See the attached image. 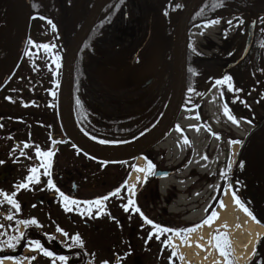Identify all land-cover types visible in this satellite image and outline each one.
I'll list each match as a JSON object with an SVG mask.
<instances>
[{"label": "flooded vegetation", "instance_id": "flooded-vegetation-1", "mask_svg": "<svg viewBox=\"0 0 264 264\" xmlns=\"http://www.w3.org/2000/svg\"><path fill=\"white\" fill-rule=\"evenodd\" d=\"M177 1H169L168 8H178ZM95 3L96 0L92 2L80 27ZM185 6L183 0L182 11ZM5 8L7 11L11 8L12 11L4 14ZM30 8V0H0V193L4 194L0 195V236H14L11 239L12 248H8L7 242L3 243V248L6 251L18 249L21 247L20 240L29 236L31 241L23 246L24 252L51 253L53 242L64 254L51 253V257H64L63 264L72 258V254H76L80 264H88L90 256L93 264H161L163 253H169L166 264H170L173 247L164 248L163 242L170 241L171 245L168 237L175 235L172 232L160 233L159 239L156 235L149 239V234L155 233L156 229L144 222L141 213L153 224L179 231L181 236L187 234L185 230L200 225L210 216L219 197L218 188L215 184L210 188V181L218 182L221 187L220 180L213 179L214 175H207L193 182L195 186L191 184L186 189L179 186L194 180V170L189 174L186 171L192 163L195 145L181 126L180 118L184 113L191 114L195 124L188 131L205 130L204 142L209 160L225 154L227 143L240 145L254 127L251 122L264 119L261 114L264 109V45L255 48L248 62L244 63L247 57L241 61L246 49L248 26L254 21L255 33L259 29L264 36V20L258 22L250 18L242 46L236 43L239 40V22L214 20L200 25L193 23L187 27L186 61L189 71L180 117L171 136L142 156L145 172L133 195L129 189L131 164L135 165V162L99 163L80 152L67 137L60 111L61 77L58 80L57 74L48 69V65H55L56 60L61 66L62 75L60 43L64 37L50 18L32 19V15L28 16V13L31 14ZM37 8L45 6L39 4ZM17 14L23 30L18 36H3L4 19L7 23L8 18L14 20ZM80 17L81 14H78L75 19ZM124 26L127 27L126 23ZM213 26L219 27V30L212 33ZM151 29L148 31L149 36ZM201 34L205 35L206 41L198 43L196 38ZM43 45L48 46L47 51L39 47ZM3 50L6 51L5 58ZM235 52L238 55L234 56ZM174 68L176 72L177 54ZM170 75L160 59L155 58L142 82V89L150 88L156 92V98L151 95V99L157 111L160 109L157 100L165 91ZM226 78L228 83H217ZM148 81L151 83L144 87ZM225 106L236 123L224 115ZM151 107L150 104L142 106L137 112L138 122L152 114L148 110ZM242 122L251 125L243 138L236 134L241 130ZM177 128L185 134L192 148L183 152L178 162L173 163L168 161L164 152L166 150L161 146L177 132ZM37 151L51 152L53 155L38 158ZM42 161L49 165L50 174L47 176L44 175L45 168L41 167ZM148 162L153 165L151 173L147 170ZM225 166L218 161L216 169L219 172ZM32 168L39 169L35 174L38 183L27 180L33 175L30 171ZM171 178H175L178 184L170 189L165 188V181ZM49 180L56 190L49 188ZM24 184L28 187H19ZM125 184L128 187H124ZM117 190L119 196L103 199ZM61 193L80 203L71 205L72 210L66 211ZM5 195L14 198L19 205L18 211L5 200ZM211 197H214L212 205ZM98 199L102 201L101 206L90 205V202ZM182 199L185 204L179 203ZM129 200H134V207L125 211L124 206ZM171 205L178 206L180 212L169 214L168 207ZM189 207L192 209L189 210ZM136 208L139 212L135 211ZM196 211L201 218L188 220V216ZM8 216L12 219H7ZM32 220L37 223H21ZM77 236L82 246L74 242ZM36 243L40 244V249H35ZM46 244L49 249L45 248ZM174 260L178 264L177 258Z\"/></svg>", "mask_w": 264, "mask_h": 264}, {"label": "trees", "instance_id": "trees-1", "mask_svg": "<svg viewBox=\"0 0 264 264\" xmlns=\"http://www.w3.org/2000/svg\"><path fill=\"white\" fill-rule=\"evenodd\" d=\"M32 19L50 18L58 32L63 34L60 64L84 22L94 0H30ZM171 0H113L104 7L74 65V115L80 129L91 139L106 145H127L149 134L164 116L171 101L175 84V32L182 14V8H168ZM89 2V4H87ZM41 4L45 8H37ZM88 7V8H86ZM125 10L128 11L125 27ZM5 8L3 13L10 12ZM81 14L76 20V15ZM250 18L264 20V0H204L193 14L188 27L193 23L204 24L214 20L239 22V40L242 46L246 38V24ZM4 19L3 36H18L23 30L19 15ZM151 30V35L148 31ZM65 33V34H64ZM149 38L147 43L145 40ZM264 36L256 32L253 46L245 62L262 48ZM259 53V52H258ZM257 53V54H258ZM6 57V51H2ZM255 54V55H257ZM234 56L238 53H234ZM170 72V80L160 99L159 111L154 108L150 88L142 89L146 75L154 59ZM189 69L187 68V73ZM188 78V77H187ZM152 114L138 122L137 112L145 106ZM260 123V119L251 122ZM215 178L222 182L221 194L227 185L241 205L264 227V126L249 139L234 171L228 168ZM29 236L20 240L21 247L5 251L0 244V260L23 257ZM50 252L64 253L53 242ZM46 249L49 246L45 245ZM76 254L65 264H76ZM84 264V263H83ZM249 264H264V237L256 247L254 258Z\"/></svg>", "mask_w": 264, "mask_h": 264}, {"label": "bare ground", "instance_id": "bare-ground-1", "mask_svg": "<svg viewBox=\"0 0 264 264\" xmlns=\"http://www.w3.org/2000/svg\"><path fill=\"white\" fill-rule=\"evenodd\" d=\"M108 1L109 0H104L102 6ZM73 82L74 67L69 70L66 123L72 136L91 152L105 158H123L142 148L155 134L154 131L137 144L125 147L103 146L90 140L79 129L75 120L73 110ZM177 104L178 92L176 91L168 113L165 116L163 127H167L174 119ZM135 168L144 169V171L137 172L133 170L132 172L130 187L133 188L134 186V192H136L139 187L145 172L144 160H138L134 165V169ZM222 203L224 207L221 208L219 206L215 211L219 218L211 224V227L205 225L204 227L198 228L197 231L189 233L183 243L178 238L171 240V246L175 251L177 250L182 257V264H217V262H219V264H225V259L217 254L212 241V236L217 230H219V232H225L228 235L232 257L236 264H248L253 258L256 246L264 236V228L252 215H246L245 212L236 205L231 188L228 187ZM225 225L226 227H224ZM197 245L200 247H197ZM1 264H16V262L13 259L5 258L2 260Z\"/></svg>", "mask_w": 264, "mask_h": 264}, {"label": "water", "instance_id": "water-1", "mask_svg": "<svg viewBox=\"0 0 264 264\" xmlns=\"http://www.w3.org/2000/svg\"><path fill=\"white\" fill-rule=\"evenodd\" d=\"M104 0H96V3L94 5V8L92 9L90 15L88 16L87 20L85 21L84 25L82 26L81 30L79 31L78 35L74 39L73 43L71 44V47L66 55V58L63 63L62 67V76H61V84H60V111H61V118L62 123L66 132L67 137L69 140L74 144V146L82 152L84 155L88 156L89 158L93 159L94 161H97L99 163L103 164H125V163H132L136 162L139 159L142 158V156L147 152L150 151L156 147H158L160 144H162L164 141H166L172 134L174 126L177 123L178 118L180 117L182 104L185 97V91H186V39H185V32H186V26L187 22L189 21L190 17L194 14V12L197 10L199 5L204 0H184V4L186 5V8L180 18V22L176 31V43H177V69H176V85H175V92H178V104L176 107V113L174 116V119L171 121L170 124H168L167 127H163L164 119L161 121L159 126L154 130L155 134L152 136V138L139 150L136 152L125 156L123 158H105L103 156H99L87 148H85L82 144H80L71 134L70 130L68 129L67 123H66V103H67V96H68V80H69V70L74 67V64L78 58V55L87 40L91 29L93 25L95 24L96 20L98 19L102 9L105 5L110 3L112 0H109L106 4L102 6V2ZM28 16H30V13H28ZM128 13L126 10L125 18L127 20ZM255 30H256V23L252 22L248 27V37L246 42V50L244 52V55L241 58V61H243L253 44L254 37H255ZM28 32V26L26 27V34ZM151 81H148L145 83L144 87L149 85ZM175 94V93H174ZM165 117V116H164ZM264 126V120L261 121L257 126H255L249 134L245 137L243 140L242 145L239 148L237 157L234 161L233 170L235 168L236 163L238 162L243 149L247 145L249 139L251 136L259 131ZM153 131V132H154ZM139 142V141H138ZM138 142L134 143L137 144ZM133 145V144H131ZM126 145V146H131ZM125 147V146H124ZM232 188V187H230ZM225 194V193H224Z\"/></svg>", "mask_w": 264, "mask_h": 264}, {"label": "rangeland", "instance_id": "rangeland-1", "mask_svg": "<svg viewBox=\"0 0 264 264\" xmlns=\"http://www.w3.org/2000/svg\"><path fill=\"white\" fill-rule=\"evenodd\" d=\"M177 2H178V8H182V1L178 0ZM211 29H212L211 32L213 33L215 31H218L219 27L213 26ZM225 36L227 37L228 34L226 33ZM196 41L198 43L206 41L205 35L201 34L200 36H197ZM54 63H55V65L49 64L48 69L50 71H52L54 74H57V76H58L57 78H58V80H60L61 66L58 63H56V60L54 61ZM261 114H262V116H264V109H263ZM228 123L231 125L233 124L229 121H228ZM180 124L188 132V134L194 140V143H195L194 148H193L192 163L190 164V167L186 171V173L189 174V173H191L192 170H194V173H193L194 180L188 181L184 185H179L181 188L186 189V188H188L189 185L193 184V182H196L198 179H200L204 176H207V175L212 176V175L216 174L218 172V170L216 169V165L218 164V161H220L221 165L228 163L229 168L232 167V163H233V161L237 155V152L239 150V146H240L239 143H227V150H226L225 154L218 156V157H215L212 160H209V155L207 152L206 143L204 142V138L206 135L205 130L202 129V130H199L196 132L188 131L191 128V126H193L195 124L194 118L192 117L191 114H188V113H184L181 115ZM250 128H251L250 123L242 122L241 130H238L236 132L237 136L243 138ZM185 140H186L185 134H183L181 131H177L173 134V136L164 145L161 146V148L163 150H166L164 152L166 153V158L169 159L168 161H171L173 163L178 162V160L182 156V153L187 152L188 149L192 148L189 143H184ZM131 166H132V172H133L134 165L131 164ZM212 181H214V180H212ZM176 184H178L176 179L171 178V179L165 181L164 187L165 188L168 187L170 189V188H172V186H174ZM195 184L196 183H194L193 185L195 186ZM213 185L216 188L220 187V184L218 182H211L210 181V188H212ZM213 200H214V197H211V202H210L211 205L213 204ZM179 203L185 204V200L182 199L179 201ZM191 209L192 208L189 207V210H191ZM184 211H186V209ZM178 212H180V209L178 208V206L175 207L174 205H171L168 207V213L169 214H175ZM212 212H215V210ZM200 216L201 215L199 214V212L196 211V212L190 214L187 219L188 220H197L198 218H201ZM219 233L226 234L225 232H219ZM219 233L215 232L213 234L212 238L214 236L218 235ZM226 237H227V240L229 241L227 234H226ZM12 238H14L13 235L10 237H4L1 235L0 236V243L3 244V242H7L9 245H12L11 244ZM174 238H178L180 241H183V240H185V235L184 236H173L171 238L168 237V239H171V240ZM212 241H213V239H212ZM84 242L85 241L83 240V243ZM164 243H165V241L163 242V245H164ZM213 244H215V241H213ZM9 245H8V248H12V246L10 247ZM164 248H165V246H164ZM168 248L172 249L170 243H169ZM173 249H172V258L169 260L170 264H176V261L174 260V258H177L178 264H182V257L180 256V254L177 250L175 251V255H173V253H174ZM225 250L228 253L227 258H225V264H236L234 262L233 257H232L231 246H225ZM43 253L44 252H39L37 254L32 253V252H26V253H24L23 257L18 258L17 260L14 259V261L16 262V264H63L61 260L56 259V258L53 259L52 257L44 255ZM217 253H219V252L217 251ZM162 255H163V257L161 260V264H166V261L168 259L167 256L169 255V253H163ZM89 256H90V254H89ZM90 260H93V259H91V256H90ZM90 260H89L88 264H93L90 262ZM0 264H1V261H0Z\"/></svg>", "mask_w": 264, "mask_h": 264}, {"label": "snow or ice", "instance_id": "snow-or-ice-1", "mask_svg": "<svg viewBox=\"0 0 264 264\" xmlns=\"http://www.w3.org/2000/svg\"><path fill=\"white\" fill-rule=\"evenodd\" d=\"M216 23H219V21H217ZM33 46L36 47L35 45H33ZM39 47H43L46 51L48 50V46H47V45H43V46H39ZM217 83H218V84H225V83H228V78H226V79L223 80V81H218ZM231 90H232L231 87H229V91H231ZM224 115L228 116L229 119H231L233 123H236L235 119H234L233 117H231V115L229 114V112H228L226 106H225V109H224ZM195 118L198 119V117H195ZM197 130H198V129H197ZM177 131H180V129L177 128ZM184 143H188V141L185 140ZM25 147H27V145H25ZM52 155H53V153H51V152H43V153H42V152L37 151V156H38V158H39V157H51ZM41 167H44V168H45L44 175L47 176V175L50 174L49 171H48V167H49V165L47 164L46 161H42V163H41ZM134 170L137 171V172L144 171V169H140V168H135ZM147 170H148L149 173H151L152 170H153V165H152L150 162H148V164H147ZM30 171L33 173V175L29 176V177L27 178V180H28L30 183H38V182H39V179H38V177H37L35 174L39 171V169H38V168H32V169H30ZM138 182H139V181H138ZM48 183H49V188H51V189H53V190H56V189H55V186L51 183L50 180H49ZM19 187L27 188L28 185H27V184H24V185H20ZM124 187H128V185L125 184ZM129 190L132 191L133 195L135 194V192H134V186H133V188H131V189H129ZM229 190H230V189H229ZM57 191H58V190H57ZM0 195H4V194H3V193H0ZM111 196H119V190H117V191L111 193L109 197H104L103 199H104V200L110 199ZM60 198L64 201V203H65V205H66V207H65V210H66V211H71V210H72L71 207H70L71 205H74V204H77V205H78V204L80 203V202H77V201H74V200H70L68 197L64 196L62 193L60 194ZM233 199H234V202L236 203V205H237L238 207H240L241 210L244 211L246 215H249V216L251 215V214L248 212V210H247L246 208H244V207L241 205L240 201H239L238 199L235 198V193H233ZM5 200H6L9 204H11L14 208H16L17 211L19 210V205L15 203L13 197H10V196L5 195ZM134 204H135L134 200H129L127 206H124V210H125V211H128L130 207H134ZM90 205H96V206L99 207V206L102 205V201L98 199V200H95V201L90 202ZM220 207H221V208L224 207V205H223L222 202H221V204H220ZM88 211H89V213L91 212V207H90V206H89V208H88ZM135 211H136V212H139V209L136 208ZM141 217H142V219H144V222H145L146 224H150L154 229H156V232H155V233H150V234H149V239H151L153 235H156L157 239H159V234H160V233H168V232H172L173 235H175V236H181V235H182V233L179 232V231H175V230H172V229L162 228V227H160V226H157V225L153 224L151 221L147 220V218L143 217V214H142V213H141ZM218 218H219L218 215H217L215 212H212L211 215H210V217L206 218V219H205L200 225H197V226L194 227V228H191V229H187V230H185V233H193V232L197 231L198 228L204 227L205 225L211 227V224H212L216 219H218ZM7 219H12V217H11V216H8ZM21 223H26V224H28V223H30V224H36L37 222H36L35 220H32V221L21 222ZM37 226H38V225H37ZM224 227H226V225H225ZM58 231H59V229H58ZM217 232L219 233V230H217ZM62 234L66 235L65 233H62ZM186 238H187V236L185 235V239H186ZM212 239H213V241H215L214 247H215L216 250L219 252V254H220L222 257L227 258L228 253H227V251L225 250V246H230V242L227 240L226 234L219 233L218 235L214 236ZM74 242L77 243V244H80V246H82V244H81L80 239H79L78 236L74 238ZM169 243H170V241L165 242V243H164V246H165V247H168V246H169ZM182 243H183V241H182ZM9 246L11 247V245H9ZM189 246H191V245H189ZM40 247H41L40 244H39V243H36V245H35V249H40ZM197 247H200V246L197 245ZM35 249H34V250H35ZM43 254L46 255V256H49V257H51V255H52V254L49 253V252H44ZM173 255H175V253H173ZM59 259H60L61 261H63V260H64V257H59ZM217 264H219V262H217Z\"/></svg>", "mask_w": 264, "mask_h": 264}]
</instances>
